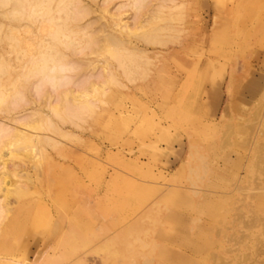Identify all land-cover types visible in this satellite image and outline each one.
Returning a JSON list of instances; mask_svg holds the SVG:
<instances>
[{
	"label": "rangeland",
	"instance_id": "obj_1",
	"mask_svg": "<svg viewBox=\"0 0 264 264\" xmlns=\"http://www.w3.org/2000/svg\"><path fill=\"white\" fill-rule=\"evenodd\" d=\"M89 2L90 21L102 15L128 37ZM181 2L161 13L175 24L167 49L147 54L131 81L108 83L78 126L64 125L68 135L37 124L58 144L35 159L22 142L19 156L3 152L9 169L22 165L11 182L28 194L1 225L0 264H264V0ZM13 21L0 14V60L11 69L0 94L9 97L4 81L21 71V48L35 45ZM102 45L100 72L113 48ZM22 110L2 101L0 121Z\"/></svg>",
	"mask_w": 264,
	"mask_h": 264
},
{
	"label": "bare ground",
	"instance_id": "obj_2",
	"mask_svg": "<svg viewBox=\"0 0 264 264\" xmlns=\"http://www.w3.org/2000/svg\"><path fill=\"white\" fill-rule=\"evenodd\" d=\"M155 1V5L149 6L148 0H99V10L108 13L114 25L119 27V32L128 36L123 38L114 34L110 27L101 22L102 15L95 17L96 22L88 19L97 11V7L94 8L89 0H0L1 16L8 20H15L13 22L17 21L16 23L19 22L18 27H14L16 31L23 30L24 35L30 32L32 37L30 36L31 39H29L35 43L32 54H27L30 48L23 46L24 48L20 49L24 60L21 71L17 73L16 78L6 79V82L10 81V84L14 82L9 84L13 88V91L11 90L13 93L10 92L12 95L9 97L8 92L6 95L0 94V103L3 101V104L7 105L9 113L18 106H21L24 112L30 110L27 115L24 114V117H22L23 114L19 117L14 114L8 115L11 120L9 124L3 120L0 121V165L3 163V169L0 171V232L3 221H6L5 226L9 224L7 220H12L15 213L13 205L22 196L28 194L15 181L11 182L13 175L20 174L18 169L22 165L14 163L9 169L3 159V152L8 150L10 156L17 154L19 156L21 145L25 144L22 150H27L29 153L26 151L27 154L24 155L32 159L43 146L58 144L60 140L56 136L41 132L37 124L44 122V130L52 131L60 136L68 135L69 131H65L64 125L71 122L78 126L76 120L81 119L86 112L96 107L97 95L107 92L108 83H118V79L122 77L131 81L147 54L153 51L160 53L167 49L168 33L175 29V24L164 21L161 13L165 9L179 8L183 2L181 0ZM112 3L117 4L114 10L110 7ZM127 10H132V14L128 15ZM126 16L127 20H125ZM130 19L133 23L129 21ZM156 21L158 23L151 29L139 31ZM95 24L98 25L94 26ZM3 25L0 24V27L2 28ZM10 27L12 28H9L10 32L12 30L15 32V29ZM31 27L32 30H30ZM10 34L16 37L15 33ZM10 34H7L8 37ZM134 39L144 42L143 45L135 43ZM103 42L113 45V48L108 58L110 64L105 66L104 72H100L98 64L94 65L96 61L93 56L100 54ZM148 45H155V47ZM23 51L26 54H23ZM80 55L83 57L80 58ZM90 67H93V70ZM89 68L94 74L79 81L77 77L87 74ZM10 71V63L2 57L0 86L4 90L6 88L2 86V76L4 74L10 76ZM6 82L4 81V84H8ZM248 88L254 87L251 84ZM29 89L35 92V99H29L26 94ZM5 96L9 97V100L6 101ZM27 104H31L32 107L24 108ZM21 176L24 177L23 174ZM6 217L8 218L5 220Z\"/></svg>",
	"mask_w": 264,
	"mask_h": 264
}]
</instances>
